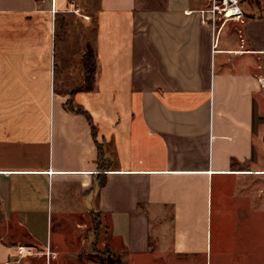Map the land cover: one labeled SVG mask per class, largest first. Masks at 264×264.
<instances>
[{
  "label": "crops",
  "instance_id": "obj_1",
  "mask_svg": "<svg viewBox=\"0 0 264 264\" xmlns=\"http://www.w3.org/2000/svg\"><path fill=\"white\" fill-rule=\"evenodd\" d=\"M238 5L224 19L210 0H0V264L33 262L16 244L64 258L93 213L114 264H204L221 253L214 225H248L264 0ZM76 8L95 19L92 44H56ZM88 49L95 88L70 96Z\"/></svg>",
  "mask_w": 264,
  "mask_h": 264
},
{
  "label": "rangeland",
  "instance_id": "obj_2",
  "mask_svg": "<svg viewBox=\"0 0 264 264\" xmlns=\"http://www.w3.org/2000/svg\"><path fill=\"white\" fill-rule=\"evenodd\" d=\"M96 3L93 4L95 7ZM77 9V8H76ZM74 12V11H73ZM78 15L76 18L69 17L68 26L65 25V18L58 17L56 20V44H84V39L88 43L92 44L95 33V19L92 14H89L88 25L84 27L81 25V18L85 20L82 15L84 12L78 8V12H74ZM90 41V42H89ZM65 42V43H64ZM70 93L69 89H66ZM70 99V98H68ZM67 99V100H68ZM261 166H264V157L259 161ZM260 208L261 211L260 212ZM101 222V220H100ZM107 228L105 223H102L96 229L92 222L82 230H78L76 236L80 232H84L85 242L81 245L79 235L77 240L71 241V247L65 257H58L52 264H103L102 257L107 256L103 254L105 247L104 243L107 241ZM238 228V229H236ZM57 229L56 225H53V232ZM219 229L222 241L220 242L222 248L220 254H215V248L213 249L212 257H208L204 264H264V175H253L248 177V225L233 226L221 224V226H213V233ZM240 232L247 234V241L244 251L238 248V242H236L234 236L239 238ZM75 235V234H74ZM76 237V238H77ZM232 238V240H231ZM215 241L212 242L213 246ZM245 243V242H244ZM108 251L114 258L121 257L116 253ZM33 262L30 264H45L43 258L31 257ZM121 259V258H120ZM104 264H109L105 262Z\"/></svg>",
  "mask_w": 264,
  "mask_h": 264
},
{
  "label": "trees",
  "instance_id": "obj_3",
  "mask_svg": "<svg viewBox=\"0 0 264 264\" xmlns=\"http://www.w3.org/2000/svg\"><path fill=\"white\" fill-rule=\"evenodd\" d=\"M80 64H81L82 78L77 86L70 89V96L77 91H93L95 88L97 61L94 50L88 49L87 51H85L80 58ZM66 105L69 108L75 109L77 111H83L87 120L91 122V117L88 114V112H86L85 110H79L78 107L74 106L71 102V98L66 101ZM92 129L94 130V134H95L94 126H92ZM98 149L100 155L101 152L100 145H98ZM92 224L93 226L96 227V229H98V226L101 224L99 214H95V213L92 214ZM105 253L107 254L106 258L105 257L101 258L103 264L105 262H109V264H114L117 261V259H115L113 255L108 251L107 247L105 248L103 254Z\"/></svg>",
  "mask_w": 264,
  "mask_h": 264
},
{
  "label": "built area",
  "instance_id": "obj_4",
  "mask_svg": "<svg viewBox=\"0 0 264 264\" xmlns=\"http://www.w3.org/2000/svg\"><path fill=\"white\" fill-rule=\"evenodd\" d=\"M210 2L212 13L216 12L224 19L231 16L240 17L242 14L238 5L239 0H210ZM73 11L78 12V9H74ZM82 16L85 20L89 18L87 15ZM13 248L18 259L23 257H40L43 258L45 264H51L52 261L57 259V253L52 249L49 242L41 249L25 244H16Z\"/></svg>",
  "mask_w": 264,
  "mask_h": 264
},
{
  "label": "bare ground",
  "instance_id": "obj_5",
  "mask_svg": "<svg viewBox=\"0 0 264 264\" xmlns=\"http://www.w3.org/2000/svg\"><path fill=\"white\" fill-rule=\"evenodd\" d=\"M257 173H264V171H262V172H257Z\"/></svg>",
  "mask_w": 264,
  "mask_h": 264
}]
</instances>
